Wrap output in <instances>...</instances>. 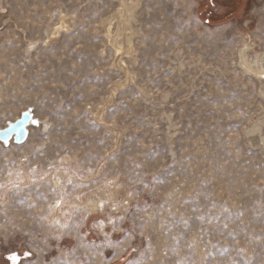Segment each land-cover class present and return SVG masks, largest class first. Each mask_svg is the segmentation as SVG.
<instances>
[{
	"label": "rangeland",
	"instance_id": "obj_1",
	"mask_svg": "<svg viewBox=\"0 0 264 264\" xmlns=\"http://www.w3.org/2000/svg\"><path fill=\"white\" fill-rule=\"evenodd\" d=\"M13 254L264 264V0H0Z\"/></svg>",
	"mask_w": 264,
	"mask_h": 264
},
{
	"label": "snow or ice",
	"instance_id": "obj_2",
	"mask_svg": "<svg viewBox=\"0 0 264 264\" xmlns=\"http://www.w3.org/2000/svg\"><path fill=\"white\" fill-rule=\"evenodd\" d=\"M24 255H30V253H24ZM9 259L16 262V264H19L21 257L19 254H13L9 257Z\"/></svg>",
	"mask_w": 264,
	"mask_h": 264
}]
</instances>
